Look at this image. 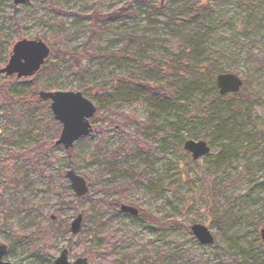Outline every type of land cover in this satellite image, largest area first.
<instances>
[{
  "label": "rangeland",
  "instance_id": "1",
  "mask_svg": "<svg viewBox=\"0 0 264 264\" xmlns=\"http://www.w3.org/2000/svg\"><path fill=\"white\" fill-rule=\"evenodd\" d=\"M125 3L136 16H112ZM21 38L50 47L45 67L60 62L27 78L0 73L4 261L47 264L18 238L80 214L73 238L48 239L55 257L66 248L89 264H264V0H0V68ZM220 73L240 89L220 95ZM43 84L96 106L72 164L49 100L36 98ZM186 140L210 152L193 159ZM68 169L86 181L83 197ZM195 223L212 243L194 237Z\"/></svg>",
  "mask_w": 264,
  "mask_h": 264
},
{
  "label": "water",
  "instance_id": "2",
  "mask_svg": "<svg viewBox=\"0 0 264 264\" xmlns=\"http://www.w3.org/2000/svg\"><path fill=\"white\" fill-rule=\"evenodd\" d=\"M29 0H13L14 5L25 3ZM50 54L49 46L41 39L21 38L12 45L7 63L0 68V73L6 76L15 75L17 78L33 76L43 65ZM219 94L237 92L242 80L232 73H220L215 78ZM38 96L44 100H51L49 107L55 120L61 124V131L56 144L64 149L71 148L73 143L92 131L89 118L96 111V106L80 91H46L40 90ZM183 148L191 154L193 159H198L210 152V146L202 140H186ZM70 182L71 189L77 197H83L88 190L84 178L77 175L72 169L65 173ZM120 209L133 215L138 213L136 208L122 204ZM54 219V217H52ZM82 216L78 214L70 223V232L77 234L81 228ZM191 232L201 244L213 242V236L203 225L195 223L191 226ZM260 237L264 240V227L260 230ZM7 252V245L0 243V264H11L2 257ZM53 264H89L86 257H78L70 262L68 250L63 248L55 257Z\"/></svg>",
  "mask_w": 264,
  "mask_h": 264
},
{
  "label": "trees",
  "instance_id": "3",
  "mask_svg": "<svg viewBox=\"0 0 264 264\" xmlns=\"http://www.w3.org/2000/svg\"><path fill=\"white\" fill-rule=\"evenodd\" d=\"M111 14L115 18L135 17L136 16V12L132 9V6H131L130 3H125L123 6L118 8L116 11H113ZM105 23L106 22L102 21L100 23V25L104 26ZM94 27L95 28L92 29V33L96 34L98 29L100 30V27L98 25H95ZM92 37L93 36L90 35L89 38H88V43H90V47H93V39H92ZM88 52H91L90 48H88ZM54 55L63 57L62 54H59V52H58V54L56 53ZM59 62H60L59 60H56L54 62L49 63V66H47V67L42 66V68L38 71V74H42L43 72H45L47 70L55 71L57 69V67H58ZM40 87L42 88V90H47L48 89V85H46V84H43ZM145 92L146 93H151V90L147 88L145 90ZM2 94H3V97H4L5 101H7V103L9 105L12 104V103L14 104V103H18L19 102V100H18L19 97L18 98L12 97L14 95L11 96V94L5 93V92H2ZM28 96H29V94L26 93V94L22 95L20 98L24 99V101H25V99ZM36 98H37V100H39L38 95L36 96ZM130 121L141 124V122L138 121L134 117H130ZM111 122L113 123V121H111ZM60 130H61V126L59 125L58 128H57V133H60ZM73 156H74L73 151H72V149L69 148L67 150V158L69 159L70 164L73 163V161H72ZM114 201L115 200H111V201H109V203L110 204L113 203L114 205H117L118 202H114ZM146 218L147 219L150 218L149 220L153 219L150 216H147ZM58 223H59L58 225L53 226L52 228H50V227L48 229L47 228H38V229L34 230L33 232L28 233L27 235H22V237L18 238V240L25 241L26 243H29L30 246L32 247V253L34 254L35 257L42 258L43 262H45L47 264H53L55 256L50 251H48V249H47V245L46 244L48 243V239L49 238L52 239L53 237H57L58 235L62 236V234H68V236L70 238H73V236H74L69 231V224H65V223H63V221H59ZM12 248H13V244H11V246H10V251L12 250Z\"/></svg>",
  "mask_w": 264,
  "mask_h": 264
}]
</instances>
